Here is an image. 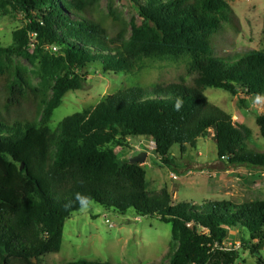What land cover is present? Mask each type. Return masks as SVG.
Masks as SVG:
<instances>
[{
	"label": "trees",
	"instance_id": "trees-1",
	"mask_svg": "<svg viewBox=\"0 0 264 264\" xmlns=\"http://www.w3.org/2000/svg\"><path fill=\"white\" fill-rule=\"evenodd\" d=\"M5 1L24 12L29 23L17 33V46L0 43V264H42L44 256L59 253L66 222L93 202L122 216L173 224L178 244L169 264H245L241 251L214 246L223 244L229 231L241 230L242 249L254 253L252 241L264 243V201L174 205L169 195L147 191L145 165L121 164L109 147L147 138L156 145L160 166L177 171L173 149L180 147L183 160L189 148L213 132L218 159L233 167H264V153L247 146V129L236 126L204 94L205 88L228 91L244 109L251 98H264L263 51L213 55L218 35L235 29L232 6L226 0H133L143 23H135L129 38L121 16L97 18L99 0ZM32 35L35 47L49 45L64 54L52 97L11 60L24 54ZM185 53L194 58L193 84L132 88L67 117L58 134L47 125L64 95L83 88L85 68L104 64L117 71L140 55ZM177 97L183 100L180 111L174 110ZM28 101L32 118L19 113ZM257 124L264 138V108ZM77 194L91 201H77ZM61 264L111 263L79 259Z\"/></svg>",
	"mask_w": 264,
	"mask_h": 264
},
{
	"label": "rangeland",
	"instance_id": "rangeland-1",
	"mask_svg": "<svg viewBox=\"0 0 264 264\" xmlns=\"http://www.w3.org/2000/svg\"><path fill=\"white\" fill-rule=\"evenodd\" d=\"M226 1L235 13V29L229 27L218 35L213 55L222 57L251 50L264 52V0ZM98 6V19L107 18L112 13L124 19L129 38L135 23L139 26L143 23L133 0H99ZM46 9V5L42 6L43 11ZM28 23L26 14L18 7L0 0V43L3 47L17 46L16 35ZM115 33L111 29L110 36ZM24 49V54L11 56L13 64L26 70L32 84L52 97L56 78L63 73L59 63L63 52L49 45L32 47L28 44ZM193 60L189 53L178 57L140 55L117 71L106 70L104 64L85 68L82 72L85 77L83 88L70 90L64 95L47 125L58 134L61 122L67 117L93 110L108 97L132 88L152 90L171 84L191 85L197 75L192 70ZM204 94L211 103L229 114L236 126L247 129L246 143L250 149L264 153V138L257 124V116L263 112L264 98H251L249 108L244 109L239 98L228 91L205 88ZM19 113L33 117L29 101L23 104ZM121 142L109 144L121 164L130 162L142 152L149 153L144 164L147 191L151 195H169L174 205L190 202L201 206L223 201L246 205L264 201V167H233L218 159L213 132L199 140L195 148H189L183 160L180 147L173 149L180 165L177 171L160 166L154 154L156 145L151 140L128 138ZM245 236L249 238V234ZM242 239L241 230H231L224 243L240 247L241 262L264 264V243L253 240L252 244L257 248H252L255 251L252 253L251 249H242ZM177 244L173 224L160 218H139L133 214L122 216L93 202L66 222L61 251L44 256L42 264H61L79 259L111 264H169Z\"/></svg>",
	"mask_w": 264,
	"mask_h": 264
},
{
	"label": "built area",
	"instance_id": "built-area-1",
	"mask_svg": "<svg viewBox=\"0 0 264 264\" xmlns=\"http://www.w3.org/2000/svg\"><path fill=\"white\" fill-rule=\"evenodd\" d=\"M35 35H32V38H31V46L32 47H35ZM56 50V49H55ZM220 250V251H223V252H232V251H236V250H239L240 247H234L233 245H226L225 243L223 244H215L214 246V250Z\"/></svg>",
	"mask_w": 264,
	"mask_h": 264
},
{
	"label": "clouds",
	"instance_id": "clouds-1",
	"mask_svg": "<svg viewBox=\"0 0 264 264\" xmlns=\"http://www.w3.org/2000/svg\"><path fill=\"white\" fill-rule=\"evenodd\" d=\"M182 106H183V100H182V98L177 97L176 98V102L174 104V110L175 111H180V109L182 108ZM148 155H149V153H148ZM76 199H77V201H81V202L82 201H85V200H87L89 202L91 201V197H84V196H82L80 194H77L76 195Z\"/></svg>",
	"mask_w": 264,
	"mask_h": 264
},
{
	"label": "water",
	"instance_id": "water-1",
	"mask_svg": "<svg viewBox=\"0 0 264 264\" xmlns=\"http://www.w3.org/2000/svg\"><path fill=\"white\" fill-rule=\"evenodd\" d=\"M147 160H148V153L142 152L139 155L133 157L130 162L144 165ZM21 169H23V166L21 167ZM34 262L37 263V260L34 259Z\"/></svg>",
	"mask_w": 264,
	"mask_h": 264
}]
</instances>
